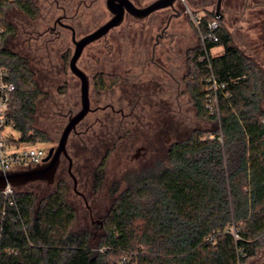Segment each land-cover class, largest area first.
Instances as JSON below:
<instances>
[{"label":"trees","instance_id":"1","mask_svg":"<svg viewBox=\"0 0 264 264\" xmlns=\"http://www.w3.org/2000/svg\"><path fill=\"white\" fill-rule=\"evenodd\" d=\"M244 1L245 8L264 7V0H252L250 6ZM13 7L30 19L40 14L36 0H0V56L16 85L9 116L20 141H50L36 126L49 92L34 79L28 60L9 47L15 26L7 13ZM223 17L221 24L213 11L202 16L204 39L200 35L187 51L186 76L198 113L219 127L195 129L173 143L161 169L130 172L128 187L99 223L104 232L95 246L90 232L74 229L77 214L60 172L55 186L46 187L39 198L17 187L15 202L9 204L0 193V264H264L257 259L264 249V69L235 43ZM213 20L218 21L217 41L208 37ZM216 47L222 51L213 55ZM212 75L219 84L217 103ZM119 79L99 72L94 88L107 90ZM99 115L106 121L112 114ZM119 119L114 114V143L123 138ZM96 126L91 138L111 129L106 122ZM110 150L94 166L96 188L104 181Z\"/></svg>","mask_w":264,"mask_h":264},{"label":"rangeland","instance_id":"2","mask_svg":"<svg viewBox=\"0 0 264 264\" xmlns=\"http://www.w3.org/2000/svg\"><path fill=\"white\" fill-rule=\"evenodd\" d=\"M133 1L138 6H145L153 0ZM216 1L186 0L177 3L176 7L181 14L171 20L167 30L169 36L161 39L156 54L157 60L160 58L163 65L173 68L175 75L181 81L179 91L175 84L172 92L167 90L164 92L163 89V92L159 93L161 95L151 96V100H148L146 105L143 102L139 104L138 119L131 117L125 120L123 131L128 129L129 133L116 141L113 149L111 148L106 159L105 178L98 188L93 183L91 170L102 156L97 148L103 144L96 142L95 138L87 134L84 136L85 140L83 138L82 147L77 148L76 144H80L78 137L73 136L74 134L70 136L68 151L75 162L73 170L79 181L78 190L82 191L88 198L89 204L95 207V219L101 218L99 215H105L116 198L126 190L130 172L150 170L152 167L161 169L167 163L169 148L173 143L188 138L195 129L212 132L219 127L217 121L200 116L184 76L189 68L187 51L201 39L200 31L186 8L189 6L195 16L202 18L207 11H216ZM36 2L40 7L37 19H30L15 7L8 10L7 19L15 26V34L9 37V47L28 60L34 79L44 91L49 92L46 104L40 107L36 126L46 132L50 141L33 144L24 142L21 146H39L48 151L51 146L57 145L68 121V116L64 114L71 109L76 112L80 108V80L69 68V60L74 51L71 31L61 29L59 37L49 33L43 39H37V34L52 26L55 19L63 14L57 5L63 4L69 7L66 9L67 14H77V17L69 22L75 26L78 38L107 21L111 17V12L106 6V0H75L72 3L64 0H36ZM80 2L83 4L77 13ZM244 2V0L223 1L221 11L224 23L232 33L235 43L264 69V7L245 8ZM248 5H252V0H248ZM171 11V8L161 9L145 19H135L127 14L120 26L113 28L105 37L94 41L84 49L78 61L79 66L89 74L95 69L124 74L128 67L125 62L128 59H140L145 49L151 53L156 35L161 32ZM220 23L222 24V18ZM171 36L173 42H170ZM221 51L222 47H216L211 53L215 55ZM168 53L172 57L170 61L167 60ZM121 58L123 60H120ZM149 69L154 68L150 66ZM165 77L164 75L162 80L170 82ZM144 78L161 79L147 75ZM124 89L125 79L118 82L113 92L99 93L91 85L92 106L107 102L112 98L111 94H114L115 98L122 95ZM53 102L57 105L54 106ZM51 107L52 111H50ZM59 111L64 114H60ZM92 117L94 116L89 115L88 118ZM7 132L14 138L20 137V132L16 128H8ZM159 133L161 137H156ZM143 144H150L148 151L140 150V154L134 156L138 153L137 147ZM59 172L67 180L68 200L76 210L74 229L90 232L95 246L104 229L99 227V223H91L84 200L73 190V180L67 172V160L63 161ZM54 186L53 184L52 187ZM46 187L44 182L35 181L19 187L18 190L31 191L39 198L45 193ZM257 259L264 260V249Z\"/></svg>","mask_w":264,"mask_h":264},{"label":"flooded vegetation","instance_id":"3","mask_svg":"<svg viewBox=\"0 0 264 264\" xmlns=\"http://www.w3.org/2000/svg\"><path fill=\"white\" fill-rule=\"evenodd\" d=\"M82 4L83 3L80 2V4L78 5V7H77V13L79 12L80 7L82 6ZM176 5H177V3H176ZM58 7L63 11V14H61V15L58 16V17L62 16V23H66V24L72 25L69 21H73L77 17V14H75L73 16L70 15V14H67L66 7L63 4L62 5H58ZM171 10L172 11L170 12V15H169L168 19L166 20L164 27L161 29V32L157 33V35H156L155 43H154V45H152L151 53L150 52H143V53H141V56H143V57H141V58L139 57L140 59H137V60H135L134 58L128 59L125 62V64H128L127 65L128 67H126L124 74L123 73H118L116 71H109V70H103V69H100V70H96L95 69V70H93L92 74H89L82 67H80L90 77V88H91V85H93V87H94L93 78L99 72H101V73H108V74H114V75L116 74V75H119L120 76V79L113 86H111L110 88H108L107 90H103V89L97 90V89H95L99 93H101V92L103 93V92H106V91L113 92L115 86L122 79H125V89H124L122 95H120V96H118V97L115 98L114 97V94H111L112 98H110L107 102H105L103 104L102 103H99V104H97L95 106H92V96L90 94L91 107H92L93 110H91L86 115V117L78 124V126H77V132H74V133H76V135H77V137L79 139V142H80V144H78V145L76 144V147L77 148H79L81 146V144H82L81 141H83L82 140L83 139V137H82L83 135L86 136L87 134H89V131H90L91 128L95 127L98 124H103V123L106 122L107 124H111V126H110L111 129L109 128V126H107V134H106V132H103V131L101 133L102 136H100V137H99V135L96 132L93 134V138H95L96 140H98L99 138L102 139L101 142H100V144L102 143L103 145L101 147L97 148L98 153H101L102 156H106L107 153H108V150L111 149V148L113 149L114 144H115L114 143V138H113V133H114V131H113V124H114V121H115L114 120V114L120 116L119 122L121 124H123L125 122V120L127 121V118L134 117V119H136V117H137V119H138L139 118V114L137 113V108H139V104L140 103L143 102L144 105H146L147 104V101L148 100H151V96L156 97L157 94L163 92V89H164V92L166 90L168 92H170V91L172 92V90H173V84L176 85V89L179 91V88L181 86V81H179V79L175 75V72H174L173 68L172 67L171 68L170 67H166L165 65H163L161 63V59L160 58L157 60V54H156V48H157V46L159 44H161L160 43L161 39L169 36L167 30H168V28H169V26L171 24V20L175 17L174 10L173 9H171ZM128 15H130V14H128ZM130 16H132V15H130ZM132 17H134V16H132ZM57 18L55 19V21H54V23H53L52 26H48L44 31H41V32H39L37 34V39H43L49 33L50 34H54L56 37H59L61 35L60 34L61 33V29H68V30H70L71 31V36H72V30L70 28L65 27L62 23H60L59 21H57ZM135 19H137V18H135ZM72 26L75 29V26L74 25H72ZM75 32H76V36H77L76 29H75ZM90 32H92V31H90ZM90 32H88V33H90ZM88 33H86V34H88ZM86 34H84V35H86ZM173 41H174L173 40V36H171L170 42H173ZM171 59H172V57L168 53L167 60L170 61ZM120 60H123V58H121ZM150 66H153L154 69H149L148 70V68ZM127 75H128V78H126ZM146 75L147 76H150V77H156L157 76L158 78H161V79L153 78V79L147 80V79L144 78ZM164 75L166 76L165 78H168V80L170 82H166V81H163L162 80V78H163ZM184 76L186 78L187 73ZM147 81H149V82H147ZM186 86H187V83H186ZM159 95H161V94H159ZM177 99H178V96H177ZM80 107H81V98H80ZM126 109H127V111H126ZM108 111H110V113L112 114L111 115V118L110 119L108 118L106 121H104V119L99 115V112H108ZM59 113L60 114H64L61 111H59ZM73 113H75V112H73V110L71 109L67 113H65L64 115H67L68 118H69V116L71 114H73ZM89 115H92L94 117H92V118L89 119L88 118ZM81 123H85V126H81ZM127 133H129L128 129L125 130V132L122 134V137L123 138H124V136L126 137L127 136L126 135ZM157 136L158 137H161L160 133L158 135H156V137ZM149 138L151 139L152 137H149ZM159 139L161 140V138H159ZM95 144L97 146V143H95ZM104 145L106 147H104ZM149 145L150 144H148V145H144L143 144V145L138 146L137 147V152L138 153L135 154L134 156H138L140 154V152H139L140 150H144L145 152H147L148 151V148H149L148 147ZM170 148H171V146H170ZM170 148H169V150H170ZM64 160H67V159L66 158H63L62 159L61 165H60V167L58 169V172L56 174V180H57L58 173L60 171V168H61L62 163H63ZM74 163L75 162L73 160V166H72L73 173H74L73 168H74V165H75ZM67 167H68V160H67ZM94 169H95V167H93V169L91 170V175L92 176H93ZM67 172H68V170H67ZM68 175H69V173H68ZM56 180H55V182H56ZM78 183H79V181H78ZM46 186H47L48 189L51 188V186H48L47 184H46ZM73 190H74V184H73ZM80 192H82V191H80ZM78 195L81 196L82 199L85 202V205H86V207L88 209V212H89V216H90V219H91V223L93 224V223L96 222V223H100L101 225H103V222L101 223L100 220H103L104 216H106L108 214V212H109V210H110L111 207L108 209V211L106 212L105 215H99V216H101V218L95 219L94 218V216H95V214H94L95 207H93V206H91L89 204L88 198L86 197V195L84 193H83V195H80V194H78Z\"/></svg>","mask_w":264,"mask_h":264},{"label":"water","instance_id":"4","mask_svg":"<svg viewBox=\"0 0 264 264\" xmlns=\"http://www.w3.org/2000/svg\"><path fill=\"white\" fill-rule=\"evenodd\" d=\"M223 1L224 0L216 1L215 13L220 18L223 16L221 11ZM176 3L177 0H153L145 6H138L132 0H106V6L111 12V17L104 23L100 24L95 30L80 38H77L75 29L72 25L62 23V16L57 18V21L72 30L71 39L74 44V51L69 61V68L81 82V107L77 112L69 116L58 139L57 145L49 148L45 161L42 164L39 165L38 162L37 166L30 167L29 162V168L27 169L0 170V189L5 188L8 183L15 187H22L35 181H42L48 186H52L55 183L56 174L61 165L62 159L66 158L68 160L67 170L73 180L74 190L77 194L83 195V193L78 190V179L72 171L73 159L68 151L70 135L77 132L78 124L91 110H93L90 100V77L82 68H80L78 60L87 45L106 36L113 28L120 26L124 22L127 14H130L137 19H144L158 10L171 8L174 10L175 16H179L181 12L177 9ZM100 222L102 223L103 220H100Z\"/></svg>","mask_w":264,"mask_h":264},{"label":"built area","instance_id":"5","mask_svg":"<svg viewBox=\"0 0 264 264\" xmlns=\"http://www.w3.org/2000/svg\"><path fill=\"white\" fill-rule=\"evenodd\" d=\"M185 1L186 0H177V3ZM186 11L190 12L192 20L201 33V17L195 16L189 6H187ZM217 27V20H213L208 24V37L215 41L218 40V36L215 33ZM3 32L4 26L0 24V39ZM201 36L202 39H204L202 33ZM206 56L210 64L209 57L208 55ZM211 88L214 91V101L217 103V90L219 88V84L214 75L211 77ZM15 89L16 85L8 79L7 70L2 64L0 56V170L2 171L27 169L29 168V162L30 167L37 166L38 162L40 165L45 161V157L48 154V151L39 146L22 147L21 145L24 142L20 141V137L14 138L7 132L8 128H15V124L9 116L11 99ZM16 189L17 187L11 185L10 183H8L5 188L0 189V193L4 195L6 202L9 204H13L15 202ZM123 261H125V258ZM126 264L130 263L127 262Z\"/></svg>","mask_w":264,"mask_h":264}]
</instances>
